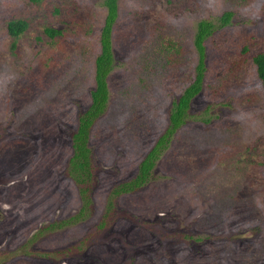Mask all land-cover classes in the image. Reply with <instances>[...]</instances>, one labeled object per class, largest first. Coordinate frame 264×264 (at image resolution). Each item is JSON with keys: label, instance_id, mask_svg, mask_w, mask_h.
<instances>
[{"label": "rangeland", "instance_id": "1", "mask_svg": "<svg viewBox=\"0 0 264 264\" xmlns=\"http://www.w3.org/2000/svg\"><path fill=\"white\" fill-rule=\"evenodd\" d=\"M225 10L185 122L104 216L193 76L196 22ZM104 11L101 0H0V264H264V89L250 59L264 50V0H117L107 102L88 135L90 206L56 225L80 206L66 161ZM15 18L26 26L12 40Z\"/></svg>", "mask_w": 264, "mask_h": 264}, {"label": "trees", "instance_id": "2", "mask_svg": "<svg viewBox=\"0 0 264 264\" xmlns=\"http://www.w3.org/2000/svg\"><path fill=\"white\" fill-rule=\"evenodd\" d=\"M104 7V16L98 33V52L93 61V87L89 90V103L77 115L75 130L71 133L70 155L66 161V171L69 177L75 182L77 193L80 198V206L76 213L68 218L62 219L56 225L66 224L70 221L81 219L90 206V184L92 176L91 147L88 144L89 129L94 120L103 113L107 97L106 76L112 69L113 55L111 51L110 34L112 24L117 15V0H101ZM231 11H223L218 18L216 25L207 19H200L196 22L192 44L197 54L194 72L189 83L182 89L181 93L171 101L167 113V126L160 134L154 144L147 150L139 160L135 174L123 181L113 185L108 192L105 204L104 216L113 205V198L125 192H130L141 186L149 177L154 161L158 158L161 150L166 147L173 131L185 122L187 109L192 97L200 90L204 75V40L212 33L215 27H221L229 22ZM24 19H9L5 23L6 33L16 39L25 29ZM44 31L52 35L53 30L46 28ZM13 45V43L11 44ZM254 67L256 78L264 89V50L253 53L250 57ZM51 224V223H49ZM101 220L98 226H103Z\"/></svg>", "mask_w": 264, "mask_h": 264}]
</instances>
